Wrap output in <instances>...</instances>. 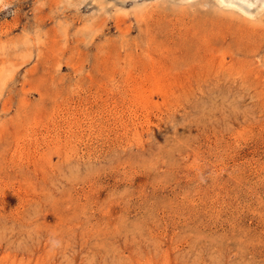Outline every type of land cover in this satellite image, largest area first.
<instances>
[{
	"label": "rangeland",
	"instance_id": "rangeland-1",
	"mask_svg": "<svg viewBox=\"0 0 264 264\" xmlns=\"http://www.w3.org/2000/svg\"><path fill=\"white\" fill-rule=\"evenodd\" d=\"M0 264H264V8L0 0Z\"/></svg>",
	"mask_w": 264,
	"mask_h": 264
},
{
	"label": "bare ground",
	"instance_id": "bare-ground-1",
	"mask_svg": "<svg viewBox=\"0 0 264 264\" xmlns=\"http://www.w3.org/2000/svg\"><path fill=\"white\" fill-rule=\"evenodd\" d=\"M221 3H225V4H230V5H235L238 6L245 14L248 15H253V13L257 11H261L264 8V0H256L257 3V9L256 10H251L249 8H247V6H245L244 4V0H220ZM254 5V4H253ZM97 66V65H96ZM132 117V116H131ZM83 118V117H82ZM60 133V132H59ZM76 133V132H75ZM46 157V156H45ZM20 158V157H19ZM5 196V195H4Z\"/></svg>",
	"mask_w": 264,
	"mask_h": 264
}]
</instances>
